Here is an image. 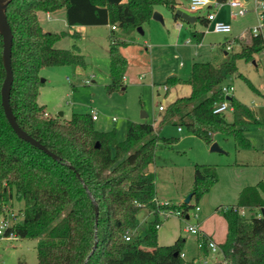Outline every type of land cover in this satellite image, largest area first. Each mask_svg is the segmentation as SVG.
Here are the masks:
<instances>
[{
    "label": "trees",
    "instance_id": "trees-1",
    "mask_svg": "<svg viewBox=\"0 0 264 264\" xmlns=\"http://www.w3.org/2000/svg\"><path fill=\"white\" fill-rule=\"evenodd\" d=\"M156 5L171 12L176 10L175 0H7L13 76L9 104L20 128L56 156L14 132L4 114L0 94V213L7 211V205L13 201L21 203L20 220L5 234L13 232L18 238L42 235L36 245V264H193V260L186 261L181 256L180 237L168 245L158 243L156 225L162 222L158 210L169 207L185 217L194 205L191 199L197 201L217 182L216 167L193 164L188 202L156 204V175L152 169L159 139L156 128L172 122L206 143L212 142L214 133H221L231 137L240 148H249L245 127L264 124V107L253 110L221 90L225 78L236 72L238 59L252 60L254 54L264 49L263 39L248 30L242 38L235 36L223 42L230 45V51L219 61H194L189 64L186 77H168L164 82L167 91L177 82H184L190 85V93L170 102L156 126L127 120L123 140L117 139L114 129L97 130L90 113L73 112L70 118L62 120L44 114L37 101L43 83L40 69L80 63L82 59L69 49L54 46L67 33L45 31L39 12L64 8L68 26H110L111 81L106 90L111 92L124 88L123 73L127 67L120 51L126 42L113 31L131 32L141 27L150 20ZM192 34L199 41L203 31ZM2 49L0 34V89L5 77ZM247 83L257 92L248 80ZM224 100L233 107L231 120L223 113L213 112ZM262 193L264 179L243 187L235 204L215 207L214 211L226 221V236L219 244L222 259L212 264H264ZM141 208L151 212L154 219L142 235L136 234L126 241L123 236L136 230V214ZM242 210L248 214H242ZM207 238L201 233L197 235L204 256L208 254Z\"/></svg>",
    "mask_w": 264,
    "mask_h": 264
},
{
    "label": "rangeland",
    "instance_id": "rangeland-1",
    "mask_svg": "<svg viewBox=\"0 0 264 264\" xmlns=\"http://www.w3.org/2000/svg\"><path fill=\"white\" fill-rule=\"evenodd\" d=\"M177 1V9L187 15L198 17L194 25H188L179 18L175 21L172 17L166 16V19L158 20L157 30L146 26L143 32L137 29L131 33L113 31L117 37L128 38V43L121 47L127 60V67L123 73L124 89L119 87L111 92L106 90V85L111 81L108 56L110 28L105 25H76L70 28L66 24L64 8L49 12L48 18L45 12H39L38 18L45 31L69 32L60 37L54 46L69 49L82 59L80 63L44 66L40 69L39 75L44 81L38 89L37 101L43 106L44 111L62 120L70 118L73 112L89 113L93 109L98 115V118L93 120L94 127L100 131L114 129L118 140L125 137L127 120L158 125L163 114L158 110V106H164V112L166 106L163 104L171 94H165L162 83L170 75L186 77L192 61H219L222 58L223 42L233 38L231 37L233 35L244 37L246 29L255 23L252 14L231 18L229 8L223 5L217 11L218 19L229 23L232 32L216 33L212 31L210 23L203 24L200 20L201 16L206 14L207 8L192 11L189 9V0ZM176 22H179V26L175 24ZM194 29L203 31L201 41L187 43L186 40L193 37ZM236 67V72L227 76L224 83L232 85L231 95L247 106L264 103V49L254 54L252 60L238 59ZM86 80L89 82L86 83ZM247 80L257 92L249 87ZM180 83L182 82L176 84ZM225 116L230 119L232 113L227 111ZM113 117L115 121L112 120ZM245 130L244 135L249 140L251 149H241L231 137L214 133L211 143L215 142L220 151H211V143L188 133L185 127L180 126L178 130V126L172 122L160 124L156 129L159 139L152 169L156 175L159 198L165 199L167 196V199L161 202L167 203L165 206L176 205L186 197L192 186L194 163L213 164L216 167L218 187L220 185L223 187L222 194L220 192L214 195L211 187L197 201L192 198L191 203L199 206L198 214L202 216H207L211 212L221 216L214 211V207L223 202L221 200L229 198L235 189L233 185L235 173L231 172V167H241L243 162H249L240 175L242 176L240 182L248 185L254 184L260 169L258 164L253 163L255 160L249 157L251 152L255 153L254 149L264 150V124H249ZM167 138L172 141L165 140ZM261 196L264 199V193ZM194 205L188 209L187 219L176 214L163 219L159 214L162 222L157 228V240L159 244L168 245L180 237L183 239L181 251L184 259L201 263L203 259L199 255L196 236L183 230L186 224L195 222ZM7 206L16 213L15 218L20 220L21 203L13 201ZM217 216L210 218L208 223L220 229L222 226ZM153 219L152 213L141 208L136 214L137 231L130 232V237L142 235L148 222ZM41 237L42 235L37 238L0 237V264H36V245ZM221 259V254L216 251L211 253L206 261L212 264Z\"/></svg>",
    "mask_w": 264,
    "mask_h": 264
},
{
    "label": "built area",
    "instance_id": "built-area-1",
    "mask_svg": "<svg viewBox=\"0 0 264 264\" xmlns=\"http://www.w3.org/2000/svg\"><path fill=\"white\" fill-rule=\"evenodd\" d=\"M223 5H226L229 8V15L231 18L243 17L247 14H252L255 19V23L246 30H248L252 35L260 36L264 41V0H189V9L192 11L207 8L206 14L201 16V18L211 24L212 31L216 33L229 34L232 31L231 25L217 18V11ZM48 17L49 15L47 14V18ZM225 49L230 50V45H226ZM85 82L88 83L89 81L86 80ZM221 90L225 96H229L231 95L233 87L230 84L222 83ZM158 108L159 110H164V106L162 105H159ZM232 109L233 107L230 102L228 100H224L214 107L213 112L225 114L227 111H232ZM44 114L47 115L46 112ZM90 114L93 120L97 118L96 111L91 110ZM112 119L115 120L114 117ZM155 202L156 204L163 206L167 204L158 202L156 199ZM198 208V206H195L196 210ZM158 213L161 214L162 217H168L171 214L181 215L179 211L174 212L169 208L165 210L160 209L158 210ZM241 213L245 214L246 212L242 210ZM15 214L16 213L10 209L2 213V219L0 220V237H16L13 232L5 234L6 230L18 221V219L15 218ZM258 215H260V213H258ZM156 227H159V225L157 224ZM184 231L193 235H198L200 233L198 227L192 224H186L184 226ZM123 238L126 241L130 240V234L126 233ZM201 244V242L197 243L199 248L201 247ZM206 246L207 249L212 252H216L219 249L217 244L210 238H207ZM181 256L183 257V253H181ZM193 264H207V261L206 259H203L201 263L193 262Z\"/></svg>",
    "mask_w": 264,
    "mask_h": 264
},
{
    "label": "crops",
    "instance_id": "crops-1",
    "mask_svg": "<svg viewBox=\"0 0 264 264\" xmlns=\"http://www.w3.org/2000/svg\"><path fill=\"white\" fill-rule=\"evenodd\" d=\"M175 2H176V9L178 8V1L177 0H175ZM154 11H157L160 15H161V18H162V20H164V19H166L167 17L166 16H169L170 18L172 17L175 21L177 20V18H179V19H181L180 17H178L177 16V18H174V12H171V11H169L168 9H166L163 5H156L155 7H154ZM49 15L50 13L49 12H47L46 13V15ZM49 17H50V15H49ZM198 17H196L195 18V20L197 19ZM217 18H218V14H217ZM181 20H183V19H181ZM195 20L193 21V22H188V21H185V20H183L184 22H186L188 25H194V22H195ZM221 20V19H220ZM157 23H158V20H156V19H153L152 17L150 18V20L147 22V23H144L142 26H141V28H142V32H143V30H144V28L146 27V26H148V27H150L152 30L154 29V30H157L158 29V25H157ZM177 26H179V22H176L175 23ZM74 26H76V25H73V26H69L70 28L71 27H74ZM105 26H107L108 28H110V26L107 24V25H105ZM194 31H196V32H199L198 30H196V29H194ZM66 32V31H65ZM232 32V31H231ZM67 34L69 33L68 31L66 32ZM131 33V32H130ZM66 34V35H67ZM229 34H231V33H229ZM193 35V34H192ZM231 36V35H230ZM235 36H238V35H233V36H231V37H235ZM201 38H202V36H201ZM200 38V39H201ZM119 39L120 40H123V41H125L126 42V44L128 43V38L126 39L125 37H119ZM229 39V38H228ZM196 41H198L197 40V37H195V36H193V37H191V38H188L187 40H186V42L187 43H192V42H196ZM201 41V40H200ZM146 42V41H145ZM125 45V44H124ZM198 45H200V43L198 44ZM121 47L122 46H120V51H121ZM198 47V46H197ZM222 47L223 48H221L222 49V57L228 52V51H226L225 50V48H224V45H222ZM225 50V51H224ZM121 53H122V51H121ZM123 54V53H122ZM124 55V54H123ZM199 61H207V60H199ZM192 62H194V61H192ZM191 62V63H192ZM212 62V61H211ZM171 76H175V75H170L169 77H171ZM123 80H125V78L123 77ZM226 81H227V79L225 78V80L222 82L223 84L224 83H226ZM124 82V81H123ZM231 85V84H230ZM162 87H163V89H164V91H165V94H167V93H171L170 94V96H169V98H168V100H167V102L165 103V104H163V105H165V106H167L170 102H172L175 98H177V97H181V96H187L189 93H190V85L189 84H187V83H184V82H182V83H180V84H175L172 88H170L168 91L166 90V86L164 85V83H162ZM124 89V88H123ZM232 92H233V90H232ZM232 92H231V94H232ZM159 107V106H158ZM249 108H251V109H253V110H255V109H257V108H259V107H264V103H262V104H260V105H257V106H248ZM93 110V109H92ZM158 110H159V108H158ZM159 111H161L162 113H164L163 112V110H159ZM46 112V111H45ZM229 112H231L232 113V111H229ZM90 113V112H89ZM163 115V114H162ZM232 117V116H231ZM97 118H98V115H97ZM96 118V119H97ZM161 118H162V116H161ZM160 118V119H161ZM95 119V120H96ZM113 120V119H112ZM228 120H231V118L230 119H228ZM113 121H115V120H113ZM153 126H156V124H153ZM158 128V127H157ZM156 128V129H157ZM178 130H180V126H178ZM246 130H247V128H246ZM246 130H244V134L246 133ZM158 134V133H157ZM250 149H251V145H250V147H249ZM249 148H247V149H249ZM242 149V148H241ZM244 149V148H243ZM254 152L255 153H250L251 154V156L249 157L250 159H252V160H255V162H253V163H255V164H258L259 165V172H258V174H257V178H256V180H255V182H253L254 184H256L260 179H264V169H263V166H264V150L263 149H261V150H257V149H254ZM248 158V159H249ZM249 159V160H250ZM259 160V162H257ZM236 163L235 164H237V160L235 161ZM243 165H241V167H231V172L233 173H235L234 174V180H235V183H233V185L235 186V189H234V191H233V193L230 195V197L228 198H226L225 200H221V201H223V202H219V204H216V206L215 207H217L218 205H224V204H235L236 203V201H237V199H238V194H239V192H240V190L243 188V187H245V186H247L248 184H246L245 182H243V183H241L240 182V179H241V177L242 176H240L241 175V172L242 171H244V167H246V165H248L249 164V162H243L242 163ZM254 184H251V185H254ZM219 186V182L217 183H215L213 186H212V193L214 192V195H217V194H220V192H221V194H222V188L223 187H221V185H220V187H218ZM155 188H156V182H155ZM216 190V191H215ZM167 196H165V199H167L166 198ZM155 199L159 202V200H160V202H161V200H165V199H161V198H159V196H158V194H157V190H156V196H155ZM199 207V206H198ZM215 207H214V209H215ZM200 211V208H198L197 210L195 209V212L193 213V217H194V220H195V222L194 223H192V225H196L197 227H198V229H199V231H200V233L201 234H204L206 237H208V238H210V239H212L216 244H217V246L219 247V244L220 243H222L224 240H225V236H226V221L224 220V218L222 217V216H217V215H215L216 213H210V214H208L207 216H205V215H201V214H198V212ZM148 213H151V212H149L148 211ZM214 216H217L219 219L218 220H220V225L222 226V228H220V229H216V227L214 226V225H211V224H209L208 223V220L210 219V218H216V217H214ZM185 218L187 219L188 218V215L186 214V216H185ZM184 230V229H183ZM137 231V227H136V230H135V232ZM196 236V240H197V235H195ZM198 243V242H197ZM161 245H164V244H161ZM197 247H198V245H197ZM198 249H199V255H200V257L202 258V259H206L211 253H213L212 251H210V250H208V254L207 255H203L202 254V251L200 250V248L198 247ZM220 254H221V252H220V249H218L217 250ZM183 253V252H182ZM183 258H184V254H183ZM221 258H222V255H221ZM208 264V263H207Z\"/></svg>",
    "mask_w": 264,
    "mask_h": 264
},
{
    "label": "water",
    "instance_id": "water-1",
    "mask_svg": "<svg viewBox=\"0 0 264 264\" xmlns=\"http://www.w3.org/2000/svg\"><path fill=\"white\" fill-rule=\"evenodd\" d=\"M6 6H7V0H0V34L2 36V41H3L2 60H3L4 68H5V77H4V80L2 82V86L0 89L1 104L3 107V111H4L6 119L8 120L10 126L20 138L31 143L32 145L37 146L38 148L42 149L44 152L56 158V156L52 152H50L43 144L39 143L36 139L31 137L28 133H26L24 130L20 128L11 110L10 104H9L10 88H11L12 77H13L11 64H10L12 32H11V28H10V25L6 17V12H5ZM173 14L188 22H193L196 18L195 16L187 15L186 13L182 12L179 9H176ZM151 17L153 19L162 21L161 15L157 11H153ZM137 31L142 32V28L140 26L137 27ZM40 80L44 81L43 78H41ZM143 115L145 114L143 113ZM210 150L220 151L219 147L217 146L215 142L211 143ZM190 198H191V193H188L182 201L188 202ZM95 213L97 214L96 207H95ZM263 214H264V210H263ZM93 248H95V245Z\"/></svg>",
    "mask_w": 264,
    "mask_h": 264
}]
</instances>
